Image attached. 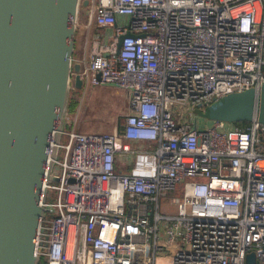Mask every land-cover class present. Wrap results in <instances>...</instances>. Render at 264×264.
<instances>
[{
	"label": "built area",
	"instance_id": "obj_1",
	"mask_svg": "<svg viewBox=\"0 0 264 264\" xmlns=\"http://www.w3.org/2000/svg\"><path fill=\"white\" fill-rule=\"evenodd\" d=\"M86 1L77 30L95 33L83 89L112 84L127 110L109 134L66 122L58 181L41 180L50 212L36 255L46 264H246L253 254L264 264V127L193 114L264 84V0Z\"/></svg>",
	"mask_w": 264,
	"mask_h": 264
},
{
	"label": "water",
	"instance_id": "obj_2",
	"mask_svg": "<svg viewBox=\"0 0 264 264\" xmlns=\"http://www.w3.org/2000/svg\"><path fill=\"white\" fill-rule=\"evenodd\" d=\"M86 0H0V264H40L36 240L56 183L55 162L72 91L83 89L74 60ZM127 36L119 38L118 47ZM113 87L112 84L106 85ZM196 118L264 127V84L194 110ZM254 255L246 264H254Z\"/></svg>",
	"mask_w": 264,
	"mask_h": 264
},
{
	"label": "rangeland",
	"instance_id": "obj_3",
	"mask_svg": "<svg viewBox=\"0 0 264 264\" xmlns=\"http://www.w3.org/2000/svg\"><path fill=\"white\" fill-rule=\"evenodd\" d=\"M83 17L84 14L81 13L80 18L82 19ZM94 33L92 30L88 36H83V31L80 28L76 32L74 60L81 66L88 59L92 43L91 35ZM76 98L78 105L74 112H68L66 121L72 125L75 131L86 134H109L122 125L126 113V99L123 93L116 88L108 86L88 87L86 90H80ZM199 121L204 122L202 119ZM181 195L182 185L175 192L168 193L167 199ZM162 203L166 204V200H163ZM163 211L173 212V209L164 205Z\"/></svg>",
	"mask_w": 264,
	"mask_h": 264
},
{
	"label": "trees",
	"instance_id": "obj_4",
	"mask_svg": "<svg viewBox=\"0 0 264 264\" xmlns=\"http://www.w3.org/2000/svg\"><path fill=\"white\" fill-rule=\"evenodd\" d=\"M78 93H79V91H72V93H71V96L69 99V106H68V112H70V113L74 112V110L76 109V107L78 105V100L76 98ZM248 125H249V123L243 122V123H239V124L234 125V127L245 129ZM40 264H46V262L44 260H42Z\"/></svg>",
	"mask_w": 264,
	"mask_h": 264
},
{
	"label": "crops",
	"instance_id": "obj_5",
	"mask_svg": "<svg viewBox=\"0 0 264 264\" xmlns=\"http://www.w3.org/2000/svg\"><path fill=\"white\" fill-rule=\"evenodd\" d=\"M123 93V92H122ZM125 99H126V103H125V108L127 110V95L125 93H123ZM116 129H121V126L119 128H116Z\"/></svg>",
	"mask_w": 264,
	"mask_h": 264
}]
</instances>
